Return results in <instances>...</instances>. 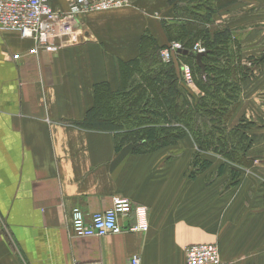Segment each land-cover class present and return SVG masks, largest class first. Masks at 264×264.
I'll use <instances>...</instances> for the list:
<instances>
[{
  "label": "crops",
  "instance_id": "1",
  "mask_svg": "<svg viewBox=\"0 0 264 264\" xmlns=\"http://www.w3.org/2000/svg\"><path fill=\"white\" fill-rule=\"evenodd\" d=\"M68 1L50 5L65 13ZM191 1L129 0L68 19L50 38L53 51L30 53L32 39L0 31V264H131L133 256L185 264L186 247L207 243L218 246L222 264H264V132L236 165L194 174L181 157L115 151L113 133L80 127L121 91V65L138 57L142 42L170 43L166 27ZM215 1L217 14L234 12L235 0ZM261 2L250 10L240 0L242 54L250 42L264 45ZM117 196L133 207L119 217L121 234L73 237L74 208L89 221ZM137 207L146 208V232L129 231Z\"/></svg>",
  "mask_w": 264,
  "mask_h": 264
},
{
  "label": "rangeland",
  "instance_id": "2",
  "mask_svg": "<svg viewBox=\"0 0 264 264\" xmlns=\"http://www.w3.org/2000/svg\"><path fill=\"white\" fill-rule=\"evenodd\" d=\"M212 1L214 3H211ZM234 2H236L232 6L234 12L219 15L217 13L221 12L218 8L220 4L215 5V0H194L187 6V3L184 4L185 6H179L178 14L175 16L178 24L181 21L186 24L191 20L193 23L197 21L201 29L211 32L210 35L216 32L214 29H217L218 32H225V30L228 32V37L225 35L217 40V44L221 41L224 42L226 47H222L220 51L225 54H222L223 56L214 54L213 58H216L213 61V66L218 69L225 64L231 75L215 74L214 77L218 81L210 82L211 88L206 90L211 94L213 89L220 90L225 84L227 85L226 96L221 95L222 98L219 99L214 93L211 94L214 96L212 97L210 94L203 93L205 90L202 91L199 88V83L207 82L209 78L202 70L199 74L193 73L192 66L194 65L191 60L193 56H189L188 53L190 51L192 55H203L208 48L206 39L193 36L192 33L186 37L191 40L188 50L183 48L181 40H171L158 51L153 45L148 44L143 53V59L132 69L130 81L136 91V105L133 106L132 113L137 116L136 122L139 125L133 128L134 125L126 124L123 128L127 132L150 127L145 126L149 124L145 120L148 117V112L153 109L152 107H155V103L161 101L164 92L170 85L177 91L174 100L185 104L182 110L177 113V118H171L170 122L164 125L156 121L157 125L154 126L160 134L166 137L164 143H161L164 146H160L163 147L160 150H163L164 153L167 152L169 161L177 156L181 157L184 164L191 167L197 165V162L203 161L210 165H236L232 155L233 147L238 146L236 150L246 147L240 152L241 154L248 147H256L257 142L261 143L263 138L261 134L264 132L262 127L264 120L261 119L264 118V45H252L250 42L249 47L245 46L242 54V48L238 44L237 38L240 31L235 29V24L239 21L238 10L244 7V3H240V0ZM257 4L263 5L261 0H249V9H254ZM216 14L217 17H215ZM223 21H227V24L222 23ZM229 23L231 26L228 25ZM172 43L179 44L181 50L171 54L170 61H174L171 62V66H168V63L161 60L160 53ZM196 45L204 50L203 53L194 51ZM215 47L214 44L209 48L215 49ZM179 53L182 54L178 55ZM229 55L231 60L225 62L223 57H229ZM166 73H170V78H166ZM218 84H221V88L218 87ZM223 99L228 101L220 102ZM154 109L157 111L158 108ZM123 111L125 110H121L120 114ZM128 118L127 113L122 114L119 122L125 124L128 122ZM139 136L141 137V134ZM244 138H246L245 141H243ZM149 147L151 144L145 140L133 141L130 146H127L129 149L137 151H144Z\"/></svg>",
  "mask_w": 264,
  "mask_h": 264
},
{
  "label": "built area",
  "instance_id": "3",
  "mask_svg": "<svg viewBox=\"0 0 264 264\" xmlns=\"http://www.w3.org/2000/svg\"><path fill=\"white\" fill-rule=\"evenodd\" d=\"M130 6L129 0H69L65 13L54 9L50 0H0V31H12L21 38L32 39L34 47L30 53L43 48L53 51L57 47L50 38L58 31V26L68 19H79L89 13L108 11ZM181 50V46L172 43L161 51L163 62L169 63L171 54ZM194 51L203 53L198 45ZM131 202L123 197H113L110 209L94 213L87 221L79 208L71 213V231L73 237L102 238L107 235H119L123 232L119 217L130 215ZM136 225L129 231L146 232L148 222L146 208L135 209ZM185 264H222L219 248L216 244H195L184 249ZM131 264H140L138 256H133Z\"/></svg>",
  "mask_w": 264,
  "mask_h": 264
},
{
  "label": "trees",
  "instance_id": "4",
  "mask_svg": "<svg viewBox=\"0 0 264 264\" xmlns=\"http://www.w3.org/2000/svg\"><path fill=\"white\" fill-rule=\"evenodd\" d=\"M218 1H222V0H218ZM178 14V13H177ZM176 14V16H177ZM196 22V23H195ZM195 23V24H194ZM193 21L191 20V22H189L188 24H186L185 22L183 23V21L179 22V24H175L174 26L171 27H166V33L168 34L169 40L174 41V40H181L182 46L185 50H188V48H190L191 45H189V41L191 42V40L189 38L186 39V37L189 35V33H192L193 36H198L199 38H203L206 39V43H207V48L208 50L206 51V53H204L199 62H197L196 60V55H192V53L189 51L188 55L189 56H193L191 57V60L193 61V65L192 69H193V73L197 72L198 74L200 73V71L202 70L204 72V74L206 75V77L208 76L209 80H207V82H201L199 83V88L203 91V93H207L206 90L211 88V83L210 82H215L218 81L217 79H215L214 76L217 75H226L229 74L228 76L231 75L230 71L227 70V65H222L220 68L215 69V67L213 66V61L215 60V58H213L214 54L223 56L222 54H225L224 52H221L220 50H222V47H226L225 44H223L224 42L221 41L219 44H217V40H220L221 37H224L225 35L228 37V32H223V31H217V29H214L216 32L213 33L212 35H210V31L208 30H204L201 29V26H198V22L197 21ZM191 31V32H190ZM193 38V37H192ZM148 44H151L149 42H142L141 44V56L139 55V57H137L136 59L126 63V64H122L121 65V71L122 72V85H121V91H119L118 93L112 95L110 97V101L112 100L114 102V104H109V102H105L103 105V107L101 108H94L92 109L87 117L84 119V121L80 124V127L87 129V130H92V131H104V132H110L114 134V149L115 151H119L120 149L130 146V143H132L133 141H137V140H145L147 141L149 144H151V147L147 148L144 151H137V150H133L134 154H147V153H152V152H156V150H160L163 147L164 140L166 137H164L162 134H160L158 131V129H156L157 124L156 121H158V123L160 124H167L168 122H170L171 118H177L178 115L177 113L179 111L182 110L183 106H185L184 103H178L176 100H174V95L177 94V91L175 90V88L170 85L166 92H164L163 94V98L161 99V101L158 103H155L156 105H154L155 107H152L153 109L150 110L148 112V117H146V121L149 124H146L145 126H150L148 129H143V130H138V131H130L127 132V130H124L123 126H125L126 124L128 125H134L133 128H136V126H138V122H136L137 120V116H134V113H132V108L133 106L136 105L135 102V98H136V91H135V87L133 85H131V81H130V77H131V73H132V69L134 68L135 65H137L138 63L141 62V59H143V53L144 51L147 49ZM216 45L215 49H210L209 47H211L212 45ZM154 46L155 50L158 51L161 48L157 47L154 44H151ZM209 45V47H208ZM221 46V47H220ZM223 48V50H224ZM183 49V50H184ZM184 50V51H185ZM221 52V53H220ZM182 53H179L178 55H181ZM187 54V53H186ZM141 57V58H140ZM186 57V56H184ZM181 59V56L179 57ZM178 58V59H179ZM225 62H228L229 60H231V56L229 55V57L224 56L223 57ZM177 59V58H176ZM217 60V59H216ZM174 61V60H172ZM168 63V66H171V62ZM220 61V60H219ZM170 64V65H169ZM227 71H229L227 73ZM203 74V75H204ZM211 75V76H210ZM166 78H170V73H166ZM210 84H209V83ZM219 88L221 84H218ZM216 93V95L218 96L219 99L222 98L221 95H225V93H227V85H222V88L220 90L218 89H213L211 94ZM210 94V93H207ZM212 97H214L213 95H211ZM133 95V96H132ZM229 95V94H228ZM228 100L223 99V101L220 102H227ZM154 108H158L157 111ZM121 110H125L123 111V115L127 113L128 118V122H126L125 124L120 123L119 120L122 116V114H120ZM136 110V109H135ZM155 124V125H154ZM141 134V137L139 136ZM225 139V137H223ZM246 138H244L243 141H245ZM159 143V144H157ZM157 144V145H156ZM161 144V145H160ZM147 145V144H146ZM156 145V146H154ZM148 146V145H147ZM164 146V145H163ZM246 148V147H245ZM244 147H240L239 150L238 146L233 147L232 150V155L234 156V160H236L237 158H235V156L237 154H239L241 151H243L245 149ZM249 147L246 149L248 150ZM246 151H244L245 153ZM196 164V163H195ZM210 164H208L206 161L197 162V165H193V173H199L201 171H203L206 167H208ZM196 168V170H195ZM193 173L191 174V176L193 175Z\"/></svg>",
  "mask_w": 264,
  "mask_h": 264
},
{
  "label": "water",
  "instance_id": "5",
  "mask_svg": "<svg viewBox=\"0 0 264 264\" xmlns=\"http://www.w3.org/2000/svg\"><path fill=\"white\" fill-rule=\"evenodd\" d=\"M201 56H202V55H200V54L196 55V60H197V62H199Z\"/></svg>",
  "mask_w": 264,
  "mask_h": 264
}]
</instances>
